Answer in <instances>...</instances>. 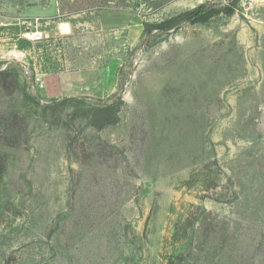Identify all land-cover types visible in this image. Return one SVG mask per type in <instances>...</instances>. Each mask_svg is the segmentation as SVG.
Wrapping results in <instances>:
<instances>
[{"label": "rangeland", "instance_id": "374dc122", "mask_svg": "<svg viewBox=\"0 0 264 264\" xmlns=\"http://www.w3.org/2000/svg\"><path fill=\"white\" fill-rule=\"evenodd\" d=\"M0 264H264V0H0Z\"/></svg>", "mask_w": 264, "mask_h": 264}, {"label": "trees", "instance_id": "16d2710c", "mask_svg": "<svg viewBox=\"0 0 264 264\" xmlns=\"http://www.w3.org/2000/svg\"><path fill=\"white\" fill-rule=\"evenodd\" d=\"M225 15L230 16L233 13L231 8H227L223 12ZM216 12L210 10L205 5H201L193 10L180 13L168 20H165L159 24L149 25L144 24V33H151L152 31L157 32H168L172 29L179 28L182 23L194 24H205L211 19ZM115 110V111H114ZM100 113L98 127H104L106 125L113 124L116 121L118 110L115 109L114 104L107 105L97 109Z\"/></svg>", "mask_w": 264, "mask_h": 264}, {"label": "built area", "instance_id": "2783aa9c", "mask_svg": "<svg viewBox=\"0 0 264 264\" xmlns=\"http://www.w3.org/2000/svg\"><path fill=\"white\" fill-rule=\"evenodd\" d=\"M29 40L32 42H41L43 41L44 37L41 32H36L35 34H32L31 36L28 37ZM31 86L32 89L36 92L44 88V84L42 82V77L35 75L34 78L31 80Z\"/></svg>", "mask_w": 264, "mask_h": 264}, {"label": "bare ground", "instance_id": "6f19581e", "mask_svg": "<svg viewBox=\"0 0 264 264\" xmlns=\"http://www.w3.org/2000/svg\"><path fill=\"white\" fill-rule=\"evenodd\" d=\"M63 31H64V29H63Z\"/></svg>", "mask_w": 264, "mask_h": 264}]
</instances>
